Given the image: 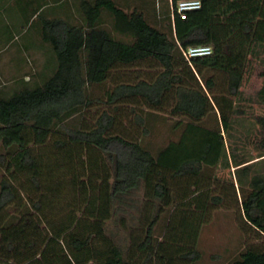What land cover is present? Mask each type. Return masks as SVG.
Masks as SVG:
<instances>
[{
	"label": "trees",
	"instance_id": "obj_1",
	"mask_svg": "<svg viewBox=\"0 0 264 264\" xmlns=\"http://www.w3.org/2000/svg\"><path fill=\"white\" fill-rule=\"evenodd\" d=\"M12 1L6 43L32 29L19 50L35 39L48 56L0 93V264H193L197 247L168 256L156 234L190 176L210 181L206 215L235 207L241 228L264 239V171L254 168L264 157L229 158L226 144L244 76L264 50V0H200L183 18L172 12L179 0H165L155 19L144 0ZM201 45L211 52L184 56ZM103 82L111 87L92 93ZM156 111L180 131L153 152L144 137ZM221 166L234 167L235 181L218 176ZM232 264H264V243Z\"/></svg>",
	"mask_w": 264,
	"mask_h": 264
},
{
	"label": "rangeland",
	"instance_id": "obj_2",
	"mask_svg": "<svg viewBox=\"0 0 264 264\" xmlns=\"http://www.w3.org/2000/svg\"><path fill=\"white\" fill-rule=\"evenodd\" d=\"M72 1V0H71ZM128 6L136 3V0H119ZM165 0H144V11L148 17L155 19L161 16ZM50 4V3H49ZM14 2L12 0H0V50L1 58L4 55L25 59L29 62L23 70L25 74L42 70L45 56V47H38L40 42L35 40L34 47L27 52L19 50L21 44L27 43L32 35V29L25 28L18 32L9 44L6 39L9 32L5 28V21L15 17L13 13ZM130 9V8H127ZM155 12H154V11ZM10 15V17H8ZM160 18V17H159ZM22 22V15L19 17ZM102 26L109 28L111 19L108 13L101 14ZM19 23V24H20ZM18 24V25H19ZM19 31V30H17ZM46 56V58H47ZM30 57V58H28ZM27 58V59H26ZM28 76V75H27ZM264 82V50H260L258 57L252 58L240 87L241 94L235 100L237 108L241 112L232 114L233 129L227 135V154L235 153L238 158L250 159L254 162L264 157V125L258 120V116L264 118V103L258 101L257 92ZM21 82H0V93L8 96L20 87ZM7 86V88H5ZM111 87V82H103L95 85L92 93L103 95L105 90ZM4 88V91H3ZM165 111V110H164ZM90 115L94 109L89 111ZM154 119L150 118V133L144 137V142L155 152L163 147L169 140L176 139L179 129L173 127V118H168L165 112H157ZM86 115L87 119H91ZM123 125L129 133H136L138 128L130 123L127 117H122ZM212 117L205 123L211 124ZM141 137V136H140ZM48 143H51L50 141ZM48 145L47 147H49ZM259 171H264V163L255 165ZM234 167H219L218 176L221 179L235 181ZM221 184V183H220ZM221 188V186H219ZM210 189V181L203 177L190 176L188 179L187 194L184 199L178 201L170 210L165 226L157 227V250L168 256H175L191 247H197L201 251V258L193 264H232V260L238 257L248 244H263V236L253 230L244 231L240 226L237 208L222 206L214 209L210 216L206 215V196ZM240 196V195H239Z\"/></svg>",
	"mask_w": 264,
	"mask_h": 264
},
{
	"label": "crops",
	"instance_id": "obj_3",
	"mask_svg": "<svg viewBox=\"0 0 264 264\" xmlns=\"http://www.w3.org/2000/svg\"><path fill=\"white\" fill-rule=\"evenodd\" d=\"M59 4V3H58ZM63 10H60V8H57V13H62ZM15 13H18V9L15 7ZM19 16V13H18ZM17 20V19H16ZM16 20H8L6 19L5 28L9 29L11 26L13 27ZM17 36V35H15ZM1 50H0V82H15L19 78H21L22 74H24V79L27 80L28 76L25 74V71L23 70V67H25L29 62H27L24 58L23 59H16V57H9L5 56L1 58ZM30 58V57H28ZM27 59V58H26ZM1 87V86H0ZM7 88V86L5 87ZM1 89V88H0ZM4 91V88H3Z\"/></svg>",
	"mask_w": 264,
	"mask_h": 264
},
{
	"label": "built area",
	"instance_id": "obj_4",
	"mask_svg": "<svg viewBox=\"0 0 264 264\" xmlns=\"http://www.w3.org/2000/svg\"><path fill=\"white\" fill-rule=\"evenodd\" d=\"M201 1L200 0H179L175 7H172V12H176L180 15V17H185V13L188 10L196 9L200 7ZM211 52L210 46H190L186 50L183 51V54L186 58L191 56L203 55L208 54Z\"/></svg>",
	"mask_w": 264,
	"mask_h": 264
}]
</instances>
